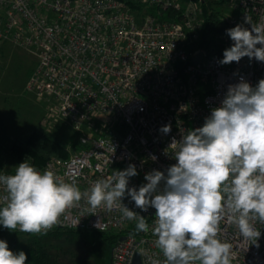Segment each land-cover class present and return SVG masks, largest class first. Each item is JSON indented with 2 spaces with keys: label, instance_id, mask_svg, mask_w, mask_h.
I'll use <instances>...</instances> for the list:
<instances>
[{
  "label": "built area",
  "instance_id": "built-area-1",
  "mask_svg": "<svg viewBox=\"0 0 264 264\" xmlns=\"http://www.w3.org/2000/svg\"><path fill=\"white\" fill-rule=\"evenodd\" d=\"M138 1L141 8L126 0H0V45L13 44L36 57L25 89L53 105L42 127L51 132L61 122L74 133L68 143L80 145H70L66 157L53 156L35 167L53 171L81 191L130 164L138 174L129 178V188L138 190L153 170L167 175L177 163L170 148L173 138L179 141L202 127L229 84L243 77L255 87L264 79V62L255 58L219 63L234 43L226 30L238 24L251 29L245 16L254 24L264 21V0H235L222 12L226 28L217 35L220 49L212 51L199 46L207 0ZM167 9L174 16L162 17ZM196 50L201 56L194 62ZM165 125L171 126L167 134L161 131ZM17 165L0 167V175L14 174ZM4 197L0 185V200ZM122 203L146 218L147 233H137V222L123 219L119 208L90 212L83 200L66 209L52 229L116 233L112 264H132L136 252L142 264H164L151 231L155 208L141 211L127 194ZM255 226L261 232L256 243L221 221L218 237L232 245L231 264H264V224Z\"/></svg>",
  "mask_w": 264,
  "mask_h": 264
},
{
  "label": "clouds",
  "instance_id": "clouds-1",
  "mask_svg": "<svg viewBox=\"0 0 264 264\" xmlns=\"http://www.w3.org/2000/svg\"><path fill=\"white\" fill-rule=\"evenodd\" d=\"M244 19L251 29L238 24L226 30L234 43L224 50L220 64L238 63L243 57L264 62V21ZM161 131L167 134L171 126ZM170 148L177 163L167 168V175L159 170L147 173V183L138 190L128 187L129 178L138 174L131 164L81 191L26 159L14 174L0 175L6 191L0 200V225L46 234L66 209L83 200L90 212L119 208L123 219L137 222V233H147L146 218L122 203L127 194L141 211L155 208L151 231L164 264H231L232 245L218 237L221 221L235 225L245 240L254 243L261 236L255 222L264 224V79L255 87L243 77L229 84L204 125L187 131L179 141L173 138ZM27 259L24 251L13 252L0 240V264H25Z\"/></svg>",
  "mask_w": 264,
  "mask_h": 264
},
{
  "label": "trees",
  "instance_id": "trees-1",
  "mask_svg": "<svg viewBox=\"0 0 264 264\" xmlns=\"http://www.w3.org/2000/svg\"><path fill=\"white\" fill-rule=\"evenodd\" d=\"M133 8H141L138 0H126ZM204 23L201 29L199 46L209 51L220 49L217 42V35L225 30L226 26L221 18V9L214 8L211 1H206L203 5ZM156 13L155 8H151ZM174 13L167 9L162 17H172ZM78 148L77 142L65 144L54 133H48L41 127H34L28 134H19L10 141L0 137V154L14 163L30 159L32 165L43 166L52 156L66 157L69 154V147ZM13 232L12 239H2L7 242L9 249L15 252L16 247L27 254L28 261L32 264H66L63 256L69 258L73 264H88L90 259L88 254L83 255L77 246L80 241L101 242L102 244H114L118 235L112 232L100 230H87L79 228H55L46 234H28L18 237L15 231H10L3 226L0 232ZM89 236H93L92 239ZM88 248V247H87ZM67 260V263H68Z\"/></svg>",
  "mask_w": 264,
  "mask_h": 264
},
{
  "label": "rangeland",
  "instance_id": "rangeland-1",
  "mask_svg": "<svg viewBox=\"0 0 264 264\" xmlns=\"http://www.w3.org/2000/svg\"><path fill=\"white\" fill-rule=\"evenodd\" d=\"M208 1L223 13L235 4V0ZM0 61V137L10 141L15 136L28 134L34 127L39 126L48 133L56 134L65 144L71 141L74 138L72 129L61 122L56 123L51 132L42 127L41 119L53 109V105L25 89L29 74L36 64V57L23 48L5 43L0 45ZM17 164L0 154V167H14ZM14 233L18 237L23 236L18 230ZM12 236L13 232H0L2 239H12ZM89 238L94 240L93 236ZM94 243L82 239L77 246L83 255H87L89 249L88 264H112L113 244H102L98 241ZM19 251L18 245L15 252ZM63 258L66 264H73L66 256ZM25 264L32 262L27 260Z\"/></svg>",
  "mask_w": 264,
  "mask_h": 264
},
{
  "label": "water",
  "instance_id": "water-1",
  "mask_svg": "<svg viewBox=\"0 0 264 264\" xmlns=\"http://www.w3.org/2000/svg\"><path fill=\"white\" fill-rule=\"evenodd\" d=\"M200 56H201V51L200 50H196L195 53L192 56V60L194 62H197L198 59L200 58ZM132 264H142V259H141V256H140V253L139 252H136L135 253V255L133 257Z\"/></svg>",
  "mask_w": 264,
  "mask_h": 264
}]
</instances>
